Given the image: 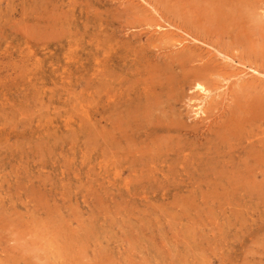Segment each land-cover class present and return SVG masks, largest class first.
I'll list each match as a JSON object with an SVG mask.
<instances>
[{"label": "rangeland", "instance_id": "obj_1", "mask_svg": "<svg viewBox=\"0 0 264 264\" xmlns=\"http://www.w3.org/2000/svg\"><path fill=\"white\" fill-rule=\"evenodd\" d=\"M263 74L264 0H0V264H264Z\"/></svg>", "mask_w": 264, "mask_h": 264}, {"label": "bare ground", "instance_id": "obj_2", "mask_svg": "<svg viewBox=\"0 0 264 264\" xmlns=\"http://www.w3.org/2000/svg\"><path fill=\"white\" fill-rule=\"evenodd\" d=\"M193 3V2H192ZM261 10V9H260ZM160 29H161V27L160 26H158ZM181 32V31H180ZM182 41V40H181ZM179 42V41H178ZM111 48V47H110ZM185 48V47H184ZM112 50V49H111ZM104 52V51H103ZM110 53V52H109ZM109 55V54H108ZM115 55H118V53H116ZM226 57V56H225ZM110 58V57H109ZM105 59V58H104ZM105 60H107V59H105ZM101 61V60H100ZM194 61V60H193ZM181 62V61H180ZM201 61H199V63H200ZM147 63V62H146ZM102 68V67H101ZM100 68V69H101ZM98 69V68H97ZM107 69H110V68H107ZM200 70V69H199ZM254 72H257V73H259L260 74V72H258V70L257 69H255V70H253ZM104 72V71H103ZM202 71H200V73H201ZM264 75V74H263ZM101 77V76H100ZM180 79V78H179ZM195 79H197V81L194 83V87L196 88V90L198 91V93L199 94H206L207 92H208V89H207V87H205V85L202 83V81H201V76H196V78ZM194 79V80H195ZM224 80V79H223ZM144 89V88H143ZM142 89V90H143ZM147 90V89H146ZM98 92V91H97ZM100 92V91H99ZM148 93V92H147ZM145 94V93H144ZM201 94V95H202ZM200 95V96H201ZM112 96V95H111ZM110 96V97H111ZM109 97V96H108ZM198 97V96H197ZM215 97V96H214ZM112 98V97H111ZM190 102H194L193 100L192 101H190ZM192 104V103H191ZM190 104V106H191V108H194L192 111L194 112V114L195 115H198V113H200L202 110L200 109V107L196 104H192L191 105ZM203 112V111H202ZM122 119V118H121ZM201 119V118H200ZM202 120V119H201ZM127 132V131H126ZM252 140V139H251ZM168 141H169V139H168ZM161 143V142H160ZM148 144V143H147ZM160 147V146H159ZM147 162V161H146ZM180 177V176H179Z\"/></svg>", "mask_w": 264, "mask_h": 264}]
</instances>
